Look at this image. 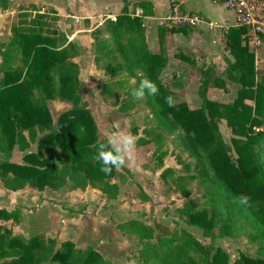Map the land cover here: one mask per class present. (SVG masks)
<instances>
[{
	"label": "trees",
	"instance_id": "1",
	"mask_svg": "<svg viewBox=\"0 0 264 264\" xmlns=\"http://www.w3.org/2000/svg\"><path fill=\"white\" fill-rule=\"evenodd\" d=\"M8 5L9 0H0L3 10ZM137 9L141 10L140 14ZM153 14L152 2L142 0L132 10L124 5L114 20L104 22L103 26L110 28V36L94 42L95 61L106 63L108 76L100 94L115 98L121 114H131L140 101H145L154 114L156 127L162 132H181L185 148L201 163L196 179L205 198V205L191 201L179 210L187 223L200 228L203 236L210 239L236 237L251 226L258 229L252 235L264 243V82L259 79L263 72L257 67L255 53L242 42L246 28L231 27L224 38L234 57V61L225 59V73L230 81L241 85L233 105L224 104L225 118L232 133L238 136L233 139L237 153L234 157L218 123L207 112L214 103L208 97V90L220 79L216 66L201 68L200 107L176 103L175 90L183 87L185 73L177 77L175 72L170 79L162 77L169 57L163 51L152 53L145 34L144 19ZM16 18L11 24L9 40L0 42V154L5 157L0 160V179L4 187L18 191L58 189L66 185L72 190H85L91 186L108 199H116L120 187L112 178L117 168L105 174L92 159L97 145L106 141L98 139L94 118L82 100L79 66L67 56L75 44H67L66 34L59 25L60 15L53 7L41 11L37 4L31 3L20 6ZM192 29L179 25L164 27L161 32L186 34ZM65 45L68 47H58ZM178 57L186 60L182 55ZM144 78L156 84L158 94L140 99L132 97L131 89ZM169 96L174 101L172 107L166 102ZM49 99L71 104L56 123L48 108ZM247 99L253 103H246ZM237 108L245 115L235 113ZM140 137L139 143L149 141ZM163 140L162 136L156 139L155 153L159 158L163 157ZM34 143H37L36 151H29ZM16 146L24 152L23 163L10 161ZM241 195L248 197L247 205L239 204ZM142 199L150 200L146 193ZM0 220L20 222L22 212L0 208ZM118 227L139 247L138 264H264V256L245 255L230 263L225 250H213L183 228L172 230L159 223L154 228L139 219L120 223ZM49 262L114 264L93 248L81 250L71 241L57 247L53 237L27 239L0 225V264Z\"/></svg>",
	"mask_w": 264,
	"mask_h": 264
},
{
	"label": "rangeland",
	"instance_id": "2",
	"mask_svg": "<svg viewBox=\"0 0 264 264\" xmlns=\"http://www.w3.org/2000/svg\"><path fill=\"white\" fill-rule=\"evenodd\" d=\"M41 1L45 4H41ZM141 1L122 0L120 10L111 1L106 2L105 9H99L94 6L95 0H73L72 6L68 5L66 0H25L21 6L25 7L35 3L41 11L53 7L61 16L60 27L65 32H70L71 29L82 27V24H88L90 21L93 24H98L105 18L114 20L124 5L132 10L133 5L136 6ZM208 1L206 9L211 18V24H205L204 27L210 28L216 35V28L224 22L225 15L228 16L230 24H233L235 19L226 13L220 4ZM158 12L165 15L170 12V9L168 10L167 5L162 3L158 4ZM196 29L198 26L195 27ZM159 30L162 31L161 26H159ZM94 32L100 35L96 39L110 36L108 25L96 27ZM222 33L224 32L221 29L217 34V40L211 38L210 33H207L196 42H193L192 39L186 41L185 36L181 33H171L172 35L162 39L161 51L171 59L168 68H165V73L173 69L181 73L186 67L178 61L180 53L186 59L185 62L189 64V67L192 62L197 65L203 64V66L211 63L216 65V74L220 76V79L215 87L208 90V97L214 103L210 105L207 112L218 123L222 137L232 147L235 157L237 153L234 149L233 139L238 136L232 133V128L225 118L224 104L233 105L241 85L230 81L225 73L227 68L225 59L234 61V57L228 48H221L222 45L218 37H221ZM151 39L154 40L152 37ZM152 43L155 46V41ZM74 46L76 45H73L69 51L66 49L68 57L74 55L72 54L76 51ZM58 47L63 49L68 45ZM251 49L256 55L258 69L263 72L259 75V79L264 82V48ZM172 60H174L173 63ZM105 64H97L101 71L100 75L105 72ZM191 69L189 68V74L187 72L189 78L184 80L186 81L185 87L177 90L175 101L176 103L185 102L191 108H198L202 103L198 95L201 69L198 72L191 71ZM172 73L171 71L167 76L171 77ZM106 79H108L107 75L99 82L95 79L89 85L83 83L81 91L85 107L90 111L96 123L99 140L107 142L110 135L120 133H126L135 138L131 159L125 156L123 166L116 169L115 176L112 178V181L117 182L120 187L118 197L108 199L100 190L90 186L82 191L80 189L72 190L68 185L58 189L51 187L42 190L26 188L15 192L16 195L8 193L9 196H6L5 189L2 187L0 206L10 207L11 210L20 209L23 218L20 222L12 220V223L0 224H6L4 226L11 233L22 234L27 239L33 236L53 237L57 240V247L65 241H71L76 248L81 250L88 247L93 248L103 258L114 264H138L139 247H136L133 240L118 227V224H123L131 219L142 220L154 228L159 223L172 230L186 229L202 243L210 245L213 250L217 248L225 250L230 263L239 260L242 255L251 258L264 256V243L259 242V239L252 235L257 232V228L248 226L247 230L239 236L210 239L203 236V231L200 228L187 223L184 215L179 211L185 206V203L193 201L201 206L205 205V198L202 196L201 187L196 179L198 169L201 167L200 161L185 148L180 131L162 132L159 127H156L154 114L145 101H140L139 107L131 114L119 113L115 98L100 94L102 83ZM245 102L253 103L248 99ZM70 107L71 104L67 102L48 100V108L54 123L57 122L59 115ZM235 113L245 115V112L238 108L235 109ZM131 130H135L134 132L137 134ZM160 136L164 137L162 158H159L155 153L158 150L156 139ZM139 137L149 138V141L143 144L139 143L137 142ZM36 148L37 143H34L29 151H36ZM23 156L24 153L15 147L10 161L22 162ZM1 159H5V157L0 154ZM166 168H168L167 171H165ZM143 192L149 194V201L142 199Z\"/></svg>",
	"mask_w": 264,
	"mask_h": 264
},
{
	"label": "crops",
	"instance_id": "3",
	"mask_svg": "<svg viewBox=\"0 0 264 264\" xmlns=\"http://www.w3.org/2000/svg\"><path fill=\"white\" fill-rule=\"evenodd\" d=\"M24 1L25 0H9V5H8L7 9L3 10L2 8H0V42H5V41L9 40V38L11 36V24L16 21L17 9L19 6H21L23 4ZM66 1L69 3L68 5L72 6L73 0H66ZM108 1L115 3L117 6V9L120 10V4H121L122 0H95L96 4L94 6L99 7V9H105L106 8L105 4ZM150 1L153 4L154 14L152 16L145 17V19H144V24L146 26V33H145L146 34V40H147L150 51L152 53H159V52H161V48H162V39H165V38H167L168 35H172V34L170 32H168V33L164 32V34H162L161 30H159V26H161L162 28L166 27L163 23H164L166 16L169 13L167 12L165 15L160 14L158 12V4L164 3V5H167V8L169 10L170 9V0H150ZM179 1H181L182 6L185 10H188L191 12H197L203 18V23L197 25L198 29L195 30L196 26H194V27H192L193 28L192 31H190L186 34L181 33L183 36H185L184 39L186 41H188L189 39H192L193 42H196L197 39H202L203 35H205L207 33H210L211 38H215V40H217V38H216L217 34L222 29V31L224 33L221 34V37H218V40L220 41V43L222 45V47H221L222 49L228 48L224 38H225V35H226L229 28L237 26L236 22H234L233 24H230L228 22V16L225 15L224 16V22L216 28L217 34L214 35V33L212 32V30L210 28L204 27L205 24H211V18H210L208 11L206 9L207 4H209L208 0H179ZM41 4H45V3L43 1H41ZM48 4H50V3H48ZM223 10L226 13L230 14L224 8H223ZM140 13H141V10L137 9V14H140ZM116 15H117V13H116ZM230 15H232V14H230ZM104 20L106 21L107 19L105 18ZM104 20L100 21L98 24H93L92 21H90V23L88 22V24H82V27L79 26V27H75L74 29H71L70 32H65V30H63L60 27V29L63 32H65V34H66L67 44L73 43L76 45L77 51H76V53H74V55L72 57H69V59L79 66V69H80L79 79L81 81V85L83 83H85L86 85H89L90 82L94 81L95 79L98 80V82H99L101 79L105 78L107 75L106 72H104V74L100 75L101 71L97 67L98 63L95 61V53H94L95 39L97 37H100V35L98 33L94 32V30L96 29V27H100L101 25H103L105 22ZM173 34H175V33H173ZM101 37H102V35H101ZM151 37L154 38V40L151 39ZM152 41H155V46H153ZM179 55H182V54L180 53ZM170 60L171 59L169 58V62H170ZM0 61H1V57H0ZM178 61L182 65L186 66L185 68H183L182 72L178 73L176 69H173V70H169V72L165 73V69H164L162 77H164V78L166 77V79H170L171 77L167 76V75L172 71L173 73L176 72L177 77L180 76L182 73H185V78L187 80L189 78L187 75V72L189 74V68H192L191 71L198 72L199 69L207 68L209 65L214 64V63H211L207 66H203V64L197 65V63L195 64V62H194L189 67L188 66L189 64H187L184 59H183V61H181L178 57ZM171 62L173 63L174 60H172ZM168 64H167V66H168ZM173 73H172V75H173ZM1 76L2 75L0 74V77ZM185 78H183V82H184L183 87L180 89H176L175 90L176 92H177V90H181L185 87V85H186V81H184ZM55 100H58V99H55ZM58 101H60V100H58ZM60 102H63V101H60ZM12 155H13V152H12ZM12 162H14V161H12ZM15 163H23V160H22V162L16 161ZM2 187H4V185H3L2 180L0 179V190L2 189ZM3 189H5L4 193L6 196L7 195L9 196V194L16 195L15 192L19 191V190L18 191H12V190H9L5 187ZM93 189H95V188H93ZM21 190H24V189H21ZM146 194L149 196V194L147 192H146ZM0 208H5L8 211H12L10 207L0 206ZM22 218H23V213H22ZM4 222L5 221L0 220V223H4ZM12 222L13 221L10 220V221H7L6 223H12Z\"/></svg>",
	"mask_w": 264,
	"mask_h": 264
},
{
	"label": "built area",
	"instance_id": "4",
	"mask_svg": "<svg viewBox=\"0 0 264 264\" xmlns=\"http://www.w3.org/2000/svg\"><path fill=\"white\" fill-rule=\"evenodd\" d=\"M220 4L235 18L237 26L246 28L242 35L243 44L250 50L255 47L264 48V0H210ZM203 23L202 16L182 8L179 0H170V12L164 20L168 28L179 25L197 26Z\"/></svg>",
	"mask_w": 264,
	"mask_h": 264
},
{
	"label": "clouds",
	"instance_id": "5",
	"mask_svg": "<svg viewBox=\"0 0 264 264\" xmlns=\"http://www.w3.org/2000/svg\"><path fill=\"white\" fill-rule=\"evenodd\" d=\"M156 84L147 79H141L139 84L131 89L130 95L134 98L140 99L145 95L152 97L158 94ZM166 102L169 107L174 106V101L171 96L166 97ZM135 144V138L126 133L110 135L107 142L97 145V152L93 155L92 159L97 161L100 165L99 170L105 174L111 172L114 168L123 166L124 158L127 156L129 159L132 157V149ZM239 204L247 205L248 197L241 195L238 198Z\"/></svg>",
	"mask_w": 264,
	"mask_h": 264
}]
</instances>
